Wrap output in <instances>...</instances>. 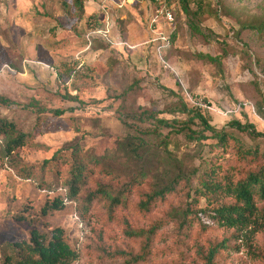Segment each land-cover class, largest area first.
<instances>
[{"label":"rangeland","instance_id":"rangeland-1","mask_svg":"<svg viewBox=\"0 0 264 264\" xmlns=\"http://www.w3.org/2000/svg\"><path fill=\"white\" fill-rule=\"evenodd\" d=\"M69 3L72 1L0 0V95L12 101L0 104V116L14 118L22 131L36 129L34 142L42 145L17 150L10 157L12 165L0 149V262L3 243L29 235V223L16 219L21 213L47 227L63 226L71 245L79 249L75 264H125L140 254L144 244L142 239L129 237L126 229L156 222L164 227L154 237L148 261L138 264H205L203 254L210 242H220L234 230L211 226L200 237L193 227L189 236H180L170 214L187 204L207 206L204 197L194 203L190 195L211 164L223 162L246 174L264 161L244 156L237 146L216 150L214 139L190 140L169 128L156 129L151 120L133 119L143 109L168 119H185L183 114L163 112L182 100L191 103L184 85L191 96L206 98L218 110L206 115L218 128L233 117L246 119L242 112L223 114L226 109L239 102L255 103L262 120L245 111L247 119L264 132V34L242 28L262 19L264 0H174L173 42L165 54L171 68L162 64L150 41V0H85L82 19L71 15L74 8L71 14L66 11ZM184 3L190 13L200 7L195 22L203 32L191 28L192 18ZM91 15L97 16L101 27L109 19L111 36L131 46L111 45L99 36L89 44L87 33L94 29L87 23ZM162 29L169 30L166 25ZM203 55L219 57L220 62ZM5 65L11 69H3ZM54 109L64 113L54 116L50 111ZM38 111L45 112L40 119ZM141 129L155 131L143 134ZM236 134L241 146L264 149V137ZM132 136H139V146L129 151L122 140ZM74 143L85 156L99 160V167L88 174L79 192L82 201L101 186L119 188L144 174L143 183L129 194L128 207L116 210L112 219H108L104 200L94 201L88 212L68 204L42 215V208L54 195L39 180L65 184ZM55 154L59 155L51 159ZM22 170H31L34 180L21 177ZM171 180L177 183L175 192L156 206L152 204L151 212L142 211L139 203ZM80 226L86 233L81 242ZM230 242L240 251L231 247L221 253L219 264H264L247 241ZM253 245L264 246L260 235Z\"/></svg>","mask_w":264,"mask_h":264},{"label":"trees","instance_id":"trees-1","mask_svg":"<svg viewBox=\"0 0 264 264\" xmlns=\"http://www.w3.org/2000/svg\"><path fill=\"white\" fill-rule=\"evenodd\" d=\"M67 7L68 13L73 17L82 19L84 15L85 0H71ZM185 2V0H182ZM175 18L176 10L174 0H170ZM184 9L188 12L187 4L184 3ZM200 7L197 8V11ZM193 12L188 14L192 18L190 22L191 28L195 32H203V28L198 22H195L198 13ZM93 21V23H92ZM90 28H100V22L95 15L89 16L87 19ZM243 29L253 28L259 33L264 34V16L257 23L245 24ZM93 30V29H92ZM174 33V32H173ZM173 42V34H172ZM210 61L219 63V57L203 55ZM208 101L206 98H204ZM0 104L10 105L12 101L0 95ZM54 116H59L64 113L63 109L50 110ZM163 112L171 115L183 114L185 119L178 117L165 118L158 115L154 111L143 109L138 114L134 115V121L146 122L153 121L156 129L159 127L169 128L172 133L182 134L190 140L203 141L214 139V147L216 150L227 149L230 146H237L239 152L246 157H254L264 161V149L260 150L258 145L245 148L241 146V141L236 132H243L252 138L264 137V132L257 130L255 124L247 119L246 112L243 111L246 119L233 117L224 127L218 128L211 124L207 118V113L212 114L196 105L189 104L184 100L179 101L175 105L167 108ZM45 112L38 111L40 119ZM195 125L198 127L196 128ZM37 126H35L36 128ZM36 129L31 132L22 131L19 128L18 122L14 118L8 116H0V149L7 161L11 163L13 154L23 148L29 147L32 149L42 148L41 144L34 142ZM155 129H141L139 132L143 134H152ZM135 137V138H134ZM139 136L131 138H123L126 142L127 149L137 148L139 144L136 142ZM141 147L138 148V150ZM71 151V168L69 177L65 184L59 182L46 183L43 178L39 180L40 185L49 195H54L51 201L42 208V215L58 211L71 204L72 207L83 208L88 212L94 201L106 202V212L108 219H112L116 215V210L123 209L129 205V194L132 189L144 181V174L140 173L134 177L131 182H124L119 188H110L108 186L99 187L96 190L90 191L84 198L80 199L79 192L84 184L87 183L88 174L98 168L99 160L96 157H87L83 154L78 143L72 144ZM137 150V152H138ZM56 155L51 159H55ZM51 161V160H50ZM64 161H67L66 159ZM47 163V161H45ZM8 165V164H7ZM12 165V163H11ZM10 167V166H9ZM14 169L17 166L13 164ZM19 171V170H18ZM21 177L25 179H33L34 175L31 170H22L19 172ZM36 181V180H35ZM179 183V182H178ZM177 183L171 180L166 184L158 186L152 193L147 195L145 200H142L140 209L142 211L151 212V205L158 204V201H165L169 195L175 192ZM190 197L192 202H199L201 197H204L207 206L192 208L190 204L174 208L171 213V221L178 226L180 236H189L193 227H197L200 237L211 226H218L223 229L234 230V232L224 237L220 242L211 241V246L207 252L203 254L205 264H219V256L221 253L231 250L239 252V246H231V239L236 241L241 240L242 243L248 242V246L252 253L260 259H264V246L253 245V241L258 235L264 241V162L259 168L254 171H249L243 174L242 170L237 167H230L223 162L211 164L204 169L200 177L198 188L192 190ZM189 197V198H190ZM153 206V207H154ZM16 219L27 221L30 226L29 235L22 240L7 241L1 245L2 260L0 264H75L79 258V249L74 248L68 237L67 230L61 225L49 226L34 220L32 217L18 213ZM161 222H156L148 227L143 228H128L127 235L134 239H142L144 244L140 254L131 257L125 264H138V262H147L148 257L153 251V242L155 235L163 229ZM84 234V239L85 240ZM80 241V238L78 237ZM257 241V240H256ZM257 243H259L257 241ZM260 244V243H259Z\"/></svg>","mask_w":264,"mask_h":264},{"label":"built area","instance_id":"built-area-1","mask_svg":"<svg viewBox=\"0 0 264 264\" xmlns=\"http://www.w3.org/2000/svg\"><path fill=\"white\" fill-rule=\"evenodd\" d=\"M170 0H150L151 6H152V16H151V28L153 32V37L151 38V43L154 44L156 54L159 58V60L162 62V64L166 68H171V65L166 61L165 54L168 48L172 44V34L175 29V14L172 9V7L169 4ZM162 25L168 26L169 30L162 29ZM113 25L111 24V21L105 20L104 27H100L97 29H93L87 33V39L89 41V44L92 43V38L99 36V38L104 39L105 41L109 42L111 45H122V46H131L127 41L125 40H115L111 36V29ZM40 64H43L42 62ZM7 68L8 70L11 69L9 65H5L3 69ZM53 71H56L54 67H51ZM181 85H183L181 82ZM185 93L187 97H189V100L191 104L196 105L206 111H209L211 113L217 112L218 110L214 107V105L210 101H206L201 96H191L188 93V90L183 85ZM243 111L249 112L251 115H253L257 119H261L262 117L259 115L258 108L256 107V104L251 101L246 102H239L235 107L232 109H226L223 114H234V113H241ZM220 113V111H219ZM84 230L82 226H80V234L78 237L80 238V242L84 239Z\"/></svg>","mask_w":264,"mask_h":264}]
</instances>
